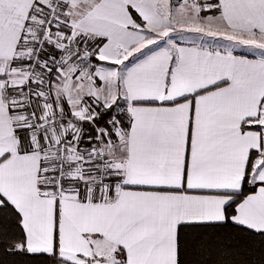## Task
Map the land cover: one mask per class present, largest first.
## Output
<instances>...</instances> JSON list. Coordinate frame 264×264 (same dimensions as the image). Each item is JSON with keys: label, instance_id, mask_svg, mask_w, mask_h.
I'll return each mask as SVG.
<instances>
[{"label": "crops", "instance_id": "0c3cea01", "mask_svg": "<svg viewBox=\"0 0 264 264\" xmlns=\"http://www.w3.org/2000/svg\"><path fill=\"white\" fill-rule=\"evenodd\" d=\"M161 2L67 0L61 11L66 37L101 44L93 47L92 76L76 60L60 58L50 81L51 109L77 116L93 99L103 108L116 102V110L128 109L119 117L128 123L125 130L120 124L121 137L109 133L102 141L121 189L103 193L82 188L92 176L85 140L41 136L21 150L15 133L20 89L12 82L25 67L22 47L38 33L47 0H0V206L6 202L19 214L28 253L55 251L66 264H176L178 226L224 222L246 175L255 189L236 202L230 221L264 232V57L232 47L248 46L236 38L264 41V0H217L219 14L203 25L212 35L137 51L148 38L130 10L152 32L166 20ZM166 2L172 14L174 2ZM17 59L24 63L14 64ZM32 104L37 114L44 111L36 89ZM244 121L259 130L241 129ZM57 139L71 147L59 198L49 191L53 159L46 145Z\"/></svg>", "mask_w": 264, "mask_h": 264}, {"label": "built area", "instance_id": "2783aa9c", "mask_svg": "<svg viewBox=\"0 0 264 264\" xmlns=\"http://www.w3.org/2000/svg\"><path fill=\"white\" fill-rule=\"evenodd\" d=\"M184 3H195L196 0H182ZM67 0H47V6L39 19V30L27 53L24 78L15 81V86L21 90L20 108L22 116L15 125L26 131L28 139L38 137L47 138L56 134H69L75 140L82 139L86 125H92L99 115V109L89 107L77 116H67L61 111L51 109L50 75L58 70L61 57L76 60L79 71L91 76L95 69V50L79 37H66L60 28V15ZM46 46H51L55 56L43 61L41 54ZM42 67L46 73H40ZM37 84L36 92L43 100L44 111L37 114L32 104V94L35 91L32 83ZM128 109L119 107L102 125L93 128V135L84 138L88 143V152L92 165L91 178L82 184L87 191L99 190L103 193L116 192L121 189L120 181L112 177L113 161L106 156L102 141L109 133L121 137L119 117L126 115ZM53 159V171L49 183V191L55 198L61 197L64 192V183L70 175L71 147L63 140L47 142Z\"/></svg>", "mask_w": 264, "mask_h": 264}, {"label": "trees", "instance_id": "16d2710c", "mask_svg": "<svg viewBox=\"0 0 264 264\" xmlns=\"http://www.w3.org/2000/svg\"><path fill=\"white\" fill-rule=\"evenodd\" d=\"M195 3L201 7L199 10L201 17L219 14L217 0H196ZM130 13L134 23L143 27L140 17L132 10ZM94 43L90 46L96 48L100 41ZM20 48L19 46L18 49ZM55 55L53 48L46 46L41 58L45 62ZM15 63L18 65L24 62L17 59L14 60ZM52 76L53 74L50 75V81ZM14 88L19 89L16 86ZM95 107L100 110L99 115L92 125L85 126L82 139L93 135V128L105 123L116 111L115 106ZM245 123L246 121L242 122L241 129L259 130L257 126H246ZM120 124L124 130L128 125L126 120H122ZM15 133L21 150L30 149L26 145L28 144L26 131L15 125ZM254 153L256 152H251V155ZM254 189L255 186L248 183L246 175L240 191L236 194V201L225 207L226 220L222 223L179 225L176 232V264H264V232H255L230 221L236 202ZM24 244L25 236L20 216L11 205L4 202L0 206V264H66L58 260L55 251L50 255L31 254L23 249ZM54 245L56 249V240ZM114 264L126 263L117 260Z\"/></svg>", "mask_w": 264, "mask_h": 264}, {"label": "rangeland", "instance_id": "374dc122", "mask_svg": "<svg viewBox=\"0 0 264 264\" xmlns=\"http://www.w3.org/2000/svg\"><path fill=\"white\" fill-rule=\"evenodd\" d=\"M172 1L174 2L173 3L174 8L172 9V14H169V15L167 14V12L165 10V5L167 3L166 0H162V2H161L162 16L164 17V20L166 19L163 22L164 24L162 25V28L152 30V32H151V30L144 29L145 25H143V27H142V26L134 23V25L136 27H139V29L142 32L147 34V38H148V40L146 42L140 44V46H138V48H136L137 51H143V50H145L144 49L145 47H148L150 45H152V47H154V46H157L158 44L170 43V42L175 41V40H188L189 39L188 41H190V38L193 35H197V34H199V35L202 34V36L212 35V31H209L206 29L203 30V25H206L208 23L207 18H210V17H207V16L201 17L199 15V10L201 7H199L196 3H184L182 0H172ZM235 40H238L239 43H241V42L248 43V46H244V45H240V44H237L235 46L233 45L232 47H235L237 50H243L245 52L248 51L254 55H261L264 57V41H261L260 39H257V38H253V39L252 38H241V39L236 38ZM203 42H204V40L202 41V43ZM100 44L101 43H99L98 45H100ZM30 45L31 44H28V45L25 44V46H23V48H22L23 55L25 56V63H24L25 66L27 63L26 57H27V53H28V50L30 48ZM123 52H124V50H122V51L120 50L118 56L119 57L123 56L125 54ZM133 53L135 54V52H133ZM129 56L130 55H127V57H129ZM125 58L126 57H124V59ZM114 65L117 66V64H115V63H114ZM24 73H25V67L23 66L22 68H20V72L16 73V77L18 79H22V78H24L23 77ZM40 73H46V70L44 67H42ZM12 83L15 84V82H12ZM115 83H116V80H113L112 85L109 84V87H113V89H114ZM32 86H33V89H37V84L35 83V81L32 83ZM105 87H107V86H105ZM19 94L21 96V90H20ZM86 95L88 96V99H92L91 93H87ZM97 105H99V104L97 102H95V100L93 99V101L91 100L89 102V104H87L86 108H89V107L95 108V106H97ZM114 105L117 106V103L115 102ZM262 115H263V119H262L263 123L259 122V124H260L259 126H261L260 129L263 133V138H264V106L262 109ZM260 154H261L262 159H263L264 158V148L262 149ZM112 262L114 264V263H116V260L110 259V260L106 261L105 264H112Z\"/></svg>", "mask_w": 264, "mask_h": 264}, {"label": "water", "instance_id": "95a60500", "mask_svg": "<svg viewBox=\"0 0 264 264\" xmlns=\"http://www.w3.org/2000/svg\"><path fill=\"white\" fill-rule=\"evenodd\" d=\"M88 264H101V261L98 259H94V260L90 261Z\"/></svg>", "mask_w": 264, "mask_h": 264}]
</instances>
